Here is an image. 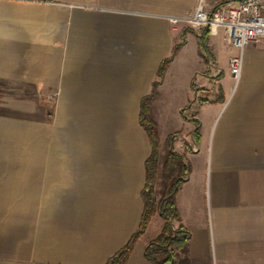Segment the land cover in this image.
<instances>
[{"label":"crops","instance_id":"obj_1","mask_svg":"<svg viewBox=\"0 0 264 264\" xmlns=\"http://www.w3.org/2000/svg\"><path fill=\"white\" fill-rule=\"evenodd\" d=\"M185 1L0 0V264H106L127 245L152 149L141 102L156 81L160 152L161 120L189 169L175 203L191 264H264V39L245 48L235 83L223 31L204 58L209 29L188 24L193 45L187 23L167 19L196 10ZM156 218L127 264H151Z\"/></svg>","mask_w":264,"mask_h":264},{"label":"trees","instance_id":"obj_2","mask_svg":"<svg viewBox=\"0 0 264 264\" xmlns=\"http://www.w3.org/2000/svg\"><path fill=\"white\" fill-rule=\"evenodd\" d=\"M227 3V0L221 2L214 8L217 9ZM209 31H205L199 39V52L204 58L210 56L208 49ZM179 51V45H176L171 57L163 60L157 77L162 79L173 58ZM159 82L153 83L151 95L144 98L141 102V111L139 123L146 131L151 143V155L147 159L146 183L142 191L144 200V209L141 217L140 227L131 237L127 245L117 252L106 264H127V261L133 251L136 243L147 231L151 220L159 216L162 222V229L158 237L152 241L145 251V258L151 264H191L188 257V244L190 234L183 226H176L180 222L179 212L175 203V196L178 189L187 178L189 169L184 162V158L174 152L173 137L167 138L168 152L161 172L160 168V142L157 132V124L150 117V105L154 98ZM205 100H201L204 102ZM197 142L200 137L195 136ZM161 178L162 189L158 193L156 186Z\"/></svg>","mask_w":264,"mask_h":264},{"label":"built area","instance_id":"obj_3","mask_svg":"<svg viewBox=\"0 0 264 264\" xmlns=\"http://www.w3.org/2000/svg\"><path fill=\"white\" fill-rule=\"evenodd\" d=\"M172 24L187 23L205 27L212 35L223 31L236 54L230 58V74L238 82L242 75L245 48L264 39V0H227L210 12L205 0H199L196 10L188 16H167Z\"/></svg>","mask_w":264,"mask_h":264},{"label":"rangeland","instance_id":"obj_4","mask_svg":"<svg viewBox=\"0 0 264 264\" xmlns=\"http://www.w3.org/2000/svg\"><path fill=\"white\" fill-rule=\"evenodd\" d=\"M188 2H189V0H187ZM187 1H185V3H188ZM205 3L207 4V5H209L212 9H214V7L217 5V4H219V0H205ZM209 7V8H210ZM190 12H192V11H188L187 13H190ZM180 30H181V32H183L184 30H192V31H194V33L193 32H191L193 35H192V37H190V39H189V42H190V44L192 43L193 45H194V43L196 44V39H195V35H197V32H198V30L197 29H194V28H191L188 24H181V25H179V26H177ZM195 34V35H194ZM218 94H219V89H218ZM52 107L53 106H51V105H48V106H44V108H45V112H46V110L48 111V112H52ZM170 107H172V106H170L169 104H167V105H165L164 106V109H165V111H163V113L164 114H166V115H169V114H171V110H170ZM152 106L150 105V117H151V119H153V121L156 123V121L154 120V118L155 119H158V116H153V118H152V116H151V111H152ZM156 108V107H155ZM194 108H195V106H194ZM200 111V116L202 117V114H201V110H198V112ZM40 116H45V113H43V114H40L39 113V117ZM159 117H160V115H159ZM210 117V116H209ZM209 117H206V118H208L207 120H206V124L208 123V121H209ZM158 121V120H157ZM157 124V123H156ZM220 124H221V114H219L218 116H217V118H216V120H215V122H214V127H213V130H212V135H211V141H210V144H209V146L210 145H212V143H213V140H214V137H215V131L217 130V128H220ZM159 125H160V133H161V135H162V137H163V141L165 142L164 143V145H162V149L164 148V150H165V153L163 152L162 153V151L160 152L161 154H160V164H161V167H163V163H165V161H166V158H167V149H168V145H167V138L169 137H166L165 138V140H164V135H165V131H164V122L163 121H161L160 120V122H159ZM173 126H175V122H173V124H170V127H172L173 128ZM196 130L194 131V136H196V135H198L199 137H200V140H199V143L201 144V147H202V149H203V147H205L206 146V143H207V140H206V142L204 143V140H203V142H201V134H200V123L199 122H197L196 123ZM172 128H169V129H172ZM157 130H158V127H157ZM204 131L206 132V127H205V129H204ZM174 134H172V135H170V136H173ZM159 137V136H158ZM205 139V138H204ZM208 139V138H207ZM162 143V142H161ZM161 149V150H162ZM174 150H175V148H174ZM162 189V181H161V178H160V181H159V183L157 184V186H156V190H157V192L159 193L160 192V190ZM157 223H158V225H157ZM159 224H161L160 226H162V222H161V220H160V218L158 217V215H157V218L152 222V224H151V226H150V229H149V235H148V238L149 237H151V236H153V235H155L157 232H158V226H159Z\"/></svg>","mask_w":264,"mask_h":264}]
</instances>
